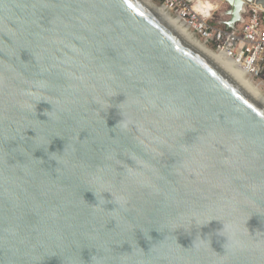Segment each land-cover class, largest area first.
Segmentation results:
<instances>
[{
    "label": "water",
    "instance_id": "1",
    "mask_svg": "<svg viewBox=\"0 0 264 264\" xmlns=\"http://www.w3.org/2000/svg\"><path fill=\"white\" fill-rule=\"evenodd\" d=\"M0 264H264V95L146 0H0Z\"/></svg>",
    "mask_w": 264,
    "mask_h": 264
},
{
    "label": "built area",
    "instance_id": "2",
    "mask_svg": "<svg viewBox=\"0 0 264 264\" xmlns=\"http://www.w3.org/2000/svg\"><path fill=\"white\" fill-rule=\"evenodd\" d=\"M168 3L165 5L169 10L184 5V10L176 16L180 17L179 21L193 35L198 32L206 46L232 60L244 77L264 92V9L249 4L242 20L234 27L226 28L223 22L212 25L211 17L192 10L190 0H168Z\"/></svg>",
    "mask_w": 264,
    "mask_h": 264
},
{
    "label": "rangeland",
    "instance_id": "3",
    "mask_svg": "<svg viewBox=\"0 0 264 264\" xmlns=\"http://www.w3.org/2000/svg\"><path fill=\"white\" fill-rule=\"evenodd\" d=\"M152 1L155 2V4H157L158 6H162V7L165 4L166 5L170 4L168 3V0H152ZM196 4H197L196 10L198 11V13H203L205 14V16L211 17L209 19V22L212 25H216L220 21L224 23V21L228 20L227 11L230 9V6L225 0H197ZM183 10H184V5H178L173 8L171 7L169 12L172 16L176 17L178 13H181ZM194 36L198 38L200 41H202L201 35L198 32H196Z\"/></svg>",
    "mask_w": 264,
    "mask_h": 264
},
{
    "label": "bare ground",
    "instance_id": "4",
    "mask_svg": "<svg viewBox=\"0 0 264 264\" xmlns=\"http://www.w3.org/2000/svg\"><path fill=\"white\" fill-rule=\"evenodd\" d=\"M149 3H151L152 5H154L155 7H157L159 10H161L162 12H164L170 19H172L181 29H183L192 39H194L200 46H202L203 48H205L206 50H208L209 52H211L212 54H214L215 56H217L218 58H220L221 60H223L225 63H227L228 65H230L232 68H234L239 74H241L244 77V73L241 71L240 68H238L232 60L226 58L223 54L221 53H217L216 51H214L213 49H211L210 47L206 46L202 41H200L198 38H196L193 33L189 30V28L187 26H185L183 23H181L179 20V16L178 17H174L170 14V10L168 8V6L163 5L162 6H158L157 4H155V2H153L152 0H146ZM197 0H192L191 1V8L192 10L198 12L196 10L197 4H196ZM207 2V1H206ZM252 5H256L262 9H264L261 5H257V4H252ZM168 10H166V9ZM228 12V11H227ZM245 78V77H244ZM246 79V78H245ZM248 81V79H246ZM249 82V81H248ZM250 83V82H249ZM251 84V83H250ZM259 93H261L262 95H264V92H262L261 90H259L258 88H256L253 84H251Z\"/></svg>",
    "mask_w": 264,
    "mask_h": 264
},
{
    "label": "crops",
    "instance_id": "5",
    "mask_svg": "<svg viewBox=\"0 0 264 264\" xmlns=\"http://www.w3.org/2000/svg\"><path fill=\"white\" fill-rule=\"evenodd\" d=\"M230 17L228 16V19H229ZM221 22V21H220ZM223 27H226L227 28V25H223Z\"/></svg>",
    "mask_w": 264,
    "mask_h": 264
}]
</instances>
